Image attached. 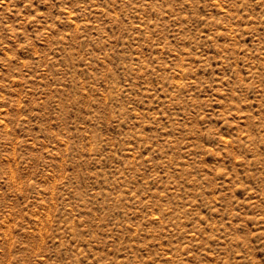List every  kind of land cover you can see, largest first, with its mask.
<instances>
[{
	"label": "rangeland",
	"instance_id": "obj_1",
	"mask_svg": "<svg viewBox=\"0 0 264 264\" xmlns=\"http://www.w3.org/2000/svg\"><path fill=\"white\" fill-rule=\"evenodd\" d=\"M0 264H264V0H0Z\"/></svg>",
	"mask_w": 264,
	"mask_h": 264
}]
</instances>
